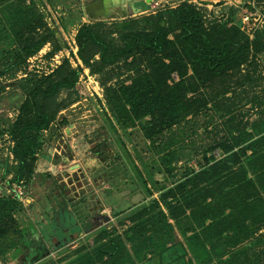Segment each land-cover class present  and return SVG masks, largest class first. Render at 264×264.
I'll list each match as a JSON object with an SVG mask.
<instances>
[{"label":"rangeland","instance_id":"obj_1","mask_svg":"<svg viewBox=\"0 0 264 264\" xmlns=\"http://www.w3.org/2000/svg\"><path fill=\"white\" fill-rule=\"evenodd\" d=\"M188 7L209 39H234L236 28L255 42L234 71L202 79L189 69L184 98L201 102L162 126L157 116L139 118L124 97L155 60L137 53L107 65L91 44L82 55L77 35L91 26L116 46L138 45L132 36L150 31L153 17ZM165 21L174 40L180 24ZM75 78L73 89L33 97ZM31 100L54 118L36 134L32 177L13 183L14 127ZM262 141L264 0H0V198L19 203L14 220L24 235L0 264H70L111 241L126 249L119 264H199L196 234L213 251L209 264H264V222L240 206L264 196L252 160Z\"/></svg>","mask_w":264,"mask_h":264},{"label":"trees","instance_id":"obj_2","mask_svg":"<svg viewBox=\"0 0 264 264\" xmlns=\"http://www.w3.org/2000/svg\"><path fill=\"white\" fill-rule=\"evenodd\" d=\"M188 9V11L183 9L168 10L153 17L154 23L150 31L140 32L132 36L137 40L138 45L129 42L124 47L116 46L108 42L91 26L83 27L77 35L82 55L91 44L96 48V55H99L101 61L107 65L140 54L155 60L153 65L155 71L140 77L132 87L127 88L124 97L128 103L136 108V114L139 118L146 115L157 116L162 126L175 125L186 114L195 112L194 108L201 102L197 98L187 100L184 98L182 90L186 89V82L191 84L195 76L202 79L203 76L212 78L217 72L238 69L248 61L249 52L255 42L249 41L247 36L243 37V34L236 28L233 31L234 39L227 37L209 39L210 34L206 35V28L198 15L191 12L192 7H188ZM165 15L180 24V33L174 40L169 37L173 29L164 25L166 23ZM126 22L131 24L135 21ZM125 28L127 31L128 28ZM203 35L207 38L201 39ZM126 36L129 37V31H127ZM84 62L88 65L90 63L85 58ZM189 69L194 77L189 76ZM172 74H176L180 79L175 85L169 84L170 79L168 77ZM75 79L73 83L67 79L57 82L49 92L41 90L38 95L33 97L38 98L41 95L45 99L52 98L62 89H73L77 82V78ZM32 102V100L27 101L22 105V116L14 127L15 132L19 131V135L15 136L16 147L12 152L20 164V169L13 183H20L32 177L37 162V153L41 149V143L35 141L36 134L47 130L54 118L53 113L44 111L38 103ZM30 103L32 110L27 107ZM24 114L25 116L28 115L26 122L23 120L25 119ZM260 144H264V142L262 141ZM224 149L227 152L230 150L226 147ZM252 160L256 161L254 165L256 182L264 189V151L262 154H259L258 151L254 152ZM213 169L215 168H210L205 174L208 175L215 171ZM249 183L253 184L252 181ZM256 192L258 193V191ZM249 198L242 199V204H240L242 213L248 219L264 222V220H260L264 219V196L259 193L255 194V198L251 202ZM18 208L19 203L16 199L0 198V254H7L24 241V235L14 220V214L19 210ZM193 215H195L194 212ZM238 222L239 226H245L243 220ZM192 238V245L198 244L193 246L192 250L199 264H209L212 261L211 252L213 251L206 250L199 234ZM125 250L123 245H116L114 241H111L110 244L98 248L93 254L81 255L70 264H119Z\"/></svg>","mask_w":264,"mask_h":264},{"label":"crops","instance_id":"obj_3","mask_svg":"<svg viewBox=\"0 0 264 264\" xmlns=\"http://www.w3.org/2000/svg\"><path fill=\"white\" fill-rule=\"evenodd\" d=\"M160 2H162L163 0H159ZM165 1H167V0H165ZM126 6V9H127V7H128V5L127 4H125L124 5V7ZM132 6H134V5H132ZM126 9H125V11H126ZM42 163H43V160H38V163H37V168H38V170H37V174H39V172H41L43 169L41 168L42 167ZM41 170V171H40Z\"/></svg>","mask_w":264,"mask_h":264}]
</instances>
